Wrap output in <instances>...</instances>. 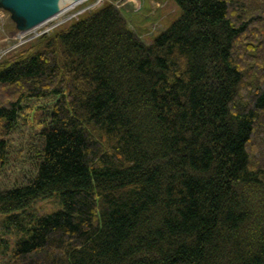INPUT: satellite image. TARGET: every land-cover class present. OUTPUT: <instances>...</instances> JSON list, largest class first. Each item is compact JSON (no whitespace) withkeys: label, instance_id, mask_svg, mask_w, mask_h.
I'll return each instance as SVG.
<instances>
[{"label":"trees","instance_id":"1","mask_svg":"<svg viewBox=\"0 0 264 264\" xmlns=\"http://www.w3.org/2000/svg\"><path fill=\"white\" fill-rule=\"evenodd\" d=\"M117 1L0 61V176L23 102L59 96L36 175L0 186V264H264V0H176L152 43Z\"/></svg>","mask_w":264,"mask_h":264},{"label":"rangeland","instance_id":"2","mask_svg":"<svg viewBox=\"0 0 264 264\" xmlns=\"http://www.w3.org/2000/svg\"><path fill=\"white\" fill-rule=\"evenodd\" d=\"M96 1L97 0H87L79 4L77 7L65 12L63 15L40 27L36 31L28 33L23 40L35 36L47 27L72 16L75 12L80 10H84V12L86 10L90 11L95 7H99L104 2V0L99 1L93 7L87 8ZM119 1L116 2L118 7L121 5ZM142 1H146V7L141 11H129L126 7H120V9L131 23V26L147 43H152L156 37L167 30L183 15V10L176 0H159L160 7H154L152 12L149 11V9L152 8L151 0ZM145 17H150L151 19L145 20L143 19ZM70 20L71 18H68L63 23ZM145 27H148L146 33L144 32ZM142 32H144V34H142ZM17 33V23L13 19L12 13L0 6V61L7 54L14 52L27 42L20 41L17 37ZM58 98L59 96L41 99L29 98L23 102L18 124L10 133L8 139V156L0 176V186L3 189H11L25 185L36 175L45 144L43 131L50 121L54 104ZM39 111H43V113L39 119H36V115ZM63 209L64 204L60 193L54 192L40 197L25 211H18L17 213L24 214L27 212H35L38 214H48ZM8 215H10V213H0V237L4 236L2 225L4 218ZM6 237L10 238V242H13L12 237ZM3 253L5 255L4 251L2 255Z\"/></svg>","mask_w":264,"mask_h":264},{"label":"water","instance_id":"3","mask_svg":"<svg viewBox=\"0 0 264 264\" xmlns=\"http://www.w3.org/2000/svg\"><path fill=\"white\" fill-rule=\"evenodd\" d=\"M85 1L87 0H0V6L12 13L18 30L21 34H26L53 21ZM99 1L102 0H97L87 8L93 7ZM81 12L82 10L75 12L74 15ZM71 17L73 15L68 18ZM68 18L59 21L57 24L63 23Z\"/></svg>","mask_w":264,"mask_h":264},{"label":"crops","instance_id":"4","mask_svg":"<svg viewBox=\"0 0 264 264\" xmlns=\"http://www.w3.org/2000/svg\"><path fill=\"white\" fill-rule=\"evenodd\" d=\"M119 2H121V5L120 7L123 8V7H126L127 10L131 11V10H134V11H141L143 10L145 7H146V1L143 2L142 0H120ZM151 7L149 9L150 12H152L153 8L155 7H160V1L159 0H151ZM145 20H150L151 18L148 17V18H143ZM148 27H145V33H146V30H147ZM144 32H142V34H144Z\"/></svg>","mask_w":264,"mask_h":264},{"label":"built area","instance_id":"5","mask_svg":"<svg viewBox=\"0 0 264 264\" xmlns=\"http://www.w3.org/2000/svg\"><path fill=\"white\" fill-rule=\"evenodd\" d=\"M51 28H52L51 26H50V27H47L46 30H49V29H51Z\"/></svg>","mask_w":264,"mask_h":264}]
</instances>
